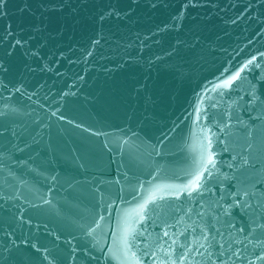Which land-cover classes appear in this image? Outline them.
Masks as SVG:
<instances>
[{
	"label": "water",
	"instance_id": "1",
	"mask_svg": "<svg viewBox=\"0 0 264 264\" xmlns=\"http://www.w3.org/2000/svg\"><path fill=\"white\" fill-rule=\"evenodd\" d=\"M0 264H264V0H0Z\"/></svg>",
	"mask_w": 264,
	"mask_h": 264
},
{
	"label": "snow or ice",
	"instance_id": "2",
	"mask_svg": "<svg viewBox=\"0 0 264 264\" xmlns=\"http://www.w3.org/2000/svg\"><path fill=\"white\" fill-rule=\"evenodd\" d=\"M235 78H236V77H233V79H235ZM227 83H230V82H225V84H227ZM208 163H209V164L212 163V158H211V156H209V158H208ZM199 181H200V177L197 176L196 180H195V181L193 182V184H192V188H193V190H195L196 188H198V187L200 186ZM205 239H207V237H205ZM201 246H203V245H201Z\"/></svg>",
	"mask_w": 264,
	"mask_h": 264
}]
</instances>
